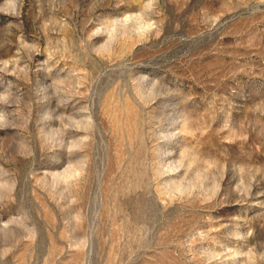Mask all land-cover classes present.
<instances>
[{
	"label": "rangeland",
	"instance_id": "1",
	"mask_svg": "<svg viewBox=\"0 0 264 264\" xmlns=\"http://www.w3.org/2000/svg\"><path fill=\"white\" fill-rule=\"evenodd\" d=\"M0 264H264V0H0Z\"/></svg>",
	"mask_w": 264,
	"mask_h": 264
}]
</instances>
